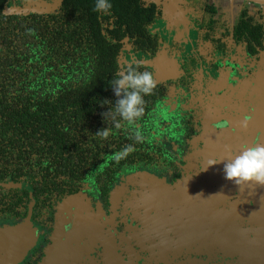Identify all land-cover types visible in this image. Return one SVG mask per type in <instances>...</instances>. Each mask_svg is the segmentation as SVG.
<instances>
[{"label":"flooded vegetation","instance_id":"flooded-vegetation-1","mask_svg":"<svg viewBox=\"0 0 264 264\" xmlns=\"http://www.w3.org/2000/svg\"><path fill=\"white\" fill-rule=\"evenodd\" d=\"M172 1L175 9L164 0H138V8L125 5L120 12L83 7L75 37L89 46L80 76L94 75L98 57H113L114 66L104 75L108 84L80 86V95L93 96L77 122H64L59 149L34 130L0 128V230L23 223L37 236L17 264H264V186H238L223 174L242 146L264 144V5ZM19 3L0 0V68L28 57L33 78L51 76L57 53L50 46L60 45L68 90L66 0L49 12H14ZM128 64L150 71L156 86L143 97L142 116L115 128L102 113L117 99L110 80ZM18 71L16 63L12 75ZM15 82L20 91L43 89L38 81L30 88ZM67 125L76 141L73 160ZM104 128H110L107 138L94 135ZM71 197L81 206L84 228L73 250L52 255L58 213ZM60 220L69 227L66 214Z\"/></svg>","mask_w":264,"mask_h":264},{"label":"trees","instance_id":"trees-1","mask_svg":"<svg viewBox=\"0 0 264 264\" xmlns=\"http://www.w3.org/2000/svg\"><path fill=\"white\" fill-rule=\"evenodd\" d=\"M94 0H66V7L68 8V90L62 88V77L60 74V45L54 46L51 44V50L57 57L51 59V76H47L41 72L39 76L32 77L31 69L28 64V57H16L6 61V68H0V128L2 133H28L34 130L35 133H41L51 137V141L59 149L61 144H65L63 138L64 122L71 120V123L77 122L79 112L86 108L82 103H86V97L92 98L93 94L84 92L80 95V86L89 85V87L103 86L108 84L106 74L107 70H111L114 66L113 57L106 59L97 58V63L101 65L96 68L94 75L81 77L79 70L80 58L85 56L89 42L85 41L83 46V38L75 37V32L79 30V17L83 12V7L90 8V12L96 14L92 10ZM112 7L117 11L122 10L120 7L129 5L132 10L138 8V0H111ZM81 7V8H80ZM123 12V11H122ZM121 12V13H122ZM93 25H97L94 23ZM80 39L82 41H80ZM73 44V46H72ZM72 46V48H70ZM75 48L79 50L76 52ZM73 50V51H72ZM91 53V52H90ZM89 57V53L87 55ZM13 60V61H12ZM19 65L17 76L12 75L14 64ZM102 68V71H101ZM113 70V69H112ZM20 86L33 85V81H38V85L42 87L41 92H34L31 89L17 90L16 82ZM89 81V82H87ZM7 86V88L5 87ZM45 86L50 87V91L44 90ZM73 87V88H72ZM68 112V116L66 112ZM68 120V121H67ZM35 125V129H34ZM66 137V153L67 158L73 160L75 154L72 150L76 149V141L72 136V129L67 125Z\"/></svg>","mask_w":264,"mask_h":264},{"label":"clouds","instance_id":"clouds-1","mask_svg":"<svg viewBox=\"0 0 264 264\" xmlns=\"http://www.w3.org/2000/svg\"><path fill=\"white\" fill-rule=\"evenodd\" d=\"M112 7L111 0H94L92 10L98 13H108ZM123 68V71L120 69ZM110 80L109 85L117 97L112 108L102 113L105 120H112L113 127L120 128L122 123L133 124L144 112V99L155 88V80L148 70L139 71L138 66L132 64L122 66ZM108 103L101 100L100 104ZM110 133V128L98 130L94 135L105 139ZM134 139L140 141L141 133L135 131ZM131 150V146H125L117 157ZM212 160L209 164L218 163ZM223 174L226 180L241 186L245 183H254L264 186V144L242 146L239 152L232 155L223 165Z\"/></svg>","mask_w":264,"mask_h":264},{"label":"water","instance_id":"water-1","mask_svg":"<svg viewBox=\"0 0 264 264\" xmlns=\"http://www.w3.org/2000/svg\"><path fill=\"white\" fill-rule=\"evenodd\" d=\"M222 3L228 8H237L243 0H221ZM255 3L263 4L264 0H249ZM27 13V12H26ZM75 197L68 199L66 210H59L58 219L64 218L66 214L68 218L69 227L67 232L70 234L66 236V239H60L54 241V247L52 250V255L55 253H60L64 250H73V246L77 243V232L82 227L81 222L83 221L81 206L75 204ZM62 222V221H61ZM64 230L63 223L62 226L58 224V231ZM36 233L32 227L28 224L19 225L16 227H8L0 230V264H17L22 260V256L26 253L27 249H31L34 243V238H36ZM55 258H52V263ZM47 262V261H46ZM44 262V264H46Z\"/></svg>","mask_w":264,"mask_h":264},{"label":"rangeland","instance_id":"rangeland-1","mask_svg":"<svg viewBox=\"0 0 264 264\" xmlns=\"http://www.w3.org/2000/svg\"><path fill=\"white\" fill-rule=\"evenodd\" d=\"M59 0H21V3L19 4H14L12 5V9L14 12H19V13H25L29 11L33 12H49L52 11L56 8L58 5ZM163 4H167L168 6L171 7V9H175L174 2L172 0H164ZM178 14L174 10L170 12V18L171 19H176ZM61 224V220L57 219V224L54 229V233L52 236L53 241L60 240V239H66V236H68L70 233L67 232V228H64V230L58 231V224ZM23 225V223L18 224L16 226ZM15 226V227H16ZM37 238H34V243L33 246L36 244ZM32 246V247H33ZM30 250L27 249L26 253L22 256V259L26 256L27 252Z\"/></svg>","mask_w":264,"mask_h":264}]
</instances>
